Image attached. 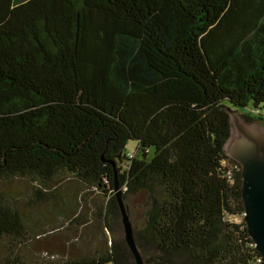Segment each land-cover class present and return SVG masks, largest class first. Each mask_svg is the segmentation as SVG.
Here are the masks:
<instances>
[{"label": "trees", "instance_id": "trees-1", "mask_svg": "<svg viewBox=\"0 0 264 264\" xmlns=\"http://www.w3.org/2000/svg\"><path fill=\"white\" fill-rule=\"evenodd\" d=\"M250 103L260 113L264 0H0V184L72 178L105 198L102 229L122 212L116 184L142 196L144 264H264L226 152ZM6 201L0 264H34ZM73 244L47 264H137L113 238Z\"/></svg>", "mask_w": 264, "mask_h": 264}, {"label": "rangeland", "instance_id": "rangeland-1", "mask_svg": "<svg viewBox=\"0 0 264 264\" xmlns=\"http://www.w3.org/2000/svg\"><path fill=\"white\" fill-rule=\"evenodd\" d=\"M260 108V113H257L250 103L232 114V136L226 145V152L229 155L233 142L240 138L239 125L257 131L264 137V104ZM135 145V141H130L128 150L135 148ZM37 189L47 193L45 196L49 199L40 196ZM1 195L7 198V204L17 208L26 217L25 225L27 234L30 235V244L29 249L23 251L34 264H47L57 258L53 256L66 255L74 249V240L80 242L84 239L87 243L101 246L104 243L109 245L113 238L122 247L128 245L122 212L109 214L110 227L102 229L104 209L100 210V206L103 203L105 205V198L96 190L91 192L84 188L72 178L61 177L50 186L18 178L0 184ZM142 202V196L131 197L129 202L124 200L134 225L142 224ZM1 204L3 202H0ZM99 211L102 213L101 216ZM69 214L78 215V223L66 222ZM14 245L15 242L10 237L0 239V258L8 257L6 249Z\"/></svg>", "mask_w": 264, "mask_h": 264}, {"label": "water", "instance_id": "water-1", "mask_svg": "<svg viewBox=\"0 0 264 264\" xmlns=\"http://www.w3.org/2000/svg\"><path fill=\"white\" fill-rule=\"evenodd\" d=\"M239 131L240 138L233 142L230 156L241 164L245 221L257 250L264 256V137L243 125H239ZM115 190L121 206L128 245L137 264H144L118 184Z\"/></svg>", "mask_w": 264, "mask_h": 264}]
</instances>
